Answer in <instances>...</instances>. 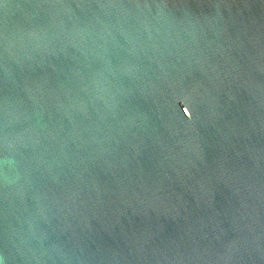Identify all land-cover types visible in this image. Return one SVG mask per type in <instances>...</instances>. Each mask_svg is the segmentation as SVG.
I'll return each instance as SVG.
<instances>
[{
	"label": "water",
	"instance_id": "1",
	"mask_svg": "<svg viewBox=\"0 0 264 264\" xmlns=\"http://www.w3.org/2000/svg\"><path fill=\"white\" fill-rule=\"evenodd\" d=\"M0 264H264V0H0Z\"/></svg>",
	"mask_w": 264,
	"mask_h": 264
}]
</instances>
